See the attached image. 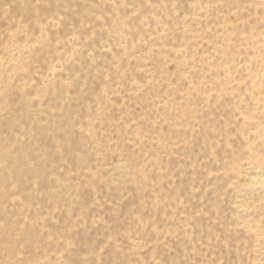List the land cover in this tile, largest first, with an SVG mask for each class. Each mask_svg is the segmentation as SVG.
I'll use <instances>...</instances> for the list:
<instances>
[{
	"label": "rangeland",
	"instance_id": "374dc122",
	"mask_svg": "<svg viewBox=\"0 0 264 264\" xmlns=\"http://www.w3.org/2000/svg\"><path fill=\"white\" fill-rule=\"evenodd\" d=\"M0 264H264V0H0Z\"/></svg>",
	"mask_w": 264,
	"mask_h": 264
}]
</instances>
